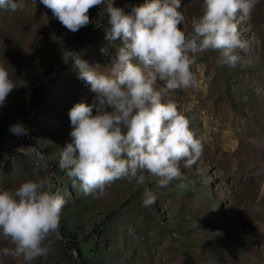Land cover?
<instances>
[{
  "label": "rangeland",
  "instance_id": "rangeland-1",
  "mask_svg": "<svg viewBox=\"0 0 264 264\" xmlns=\"http://www.w3.org/2000/svg\"><path fill=\"white\" fill-rule=\"evenodd\" d=\"M22 2L16 12L0 9V64L25 82L0 106V191L36 179L38 160L66 201L59 235L44 242L49 254L32 264H264V0L245 22L238 15L240 38L248 43L246 51L237 50L240 64L219 65L215 51L189 53L197 87L164 97L203 144L196 164L181 162L180 179L165 187L157 177L143 185L116 180L98 198L83 194L80 182L58 166L61 149L72 141L69 110L96 98L72 57L107 71L123 41L106 39L111 25L106 12L100 18L104 5L91 8L90 23L71 32L40 0ZM145 2L113 0L125 12ZM179 10L185 23L178 27L190 33L203 0H180ZM16 122L28 138L9 132ZM29 147L34 151L26 154ZM146 189L156 197L149 207L143 206ZM3 247L12 245L0 238ZM0 264L25 262L0 255Z\"/></svg>",
  "mask_w": 264,
  "mask_h": 264
},
{
  "label": "clouds",
  "instance_id": "clouds-1",
  "mask_svg": "<svg viewBox=\"0 0 264 264\" xmlns=\"http://www.w3.org/2000/svg\"><path fill=\"white\" fill-rule=\"evenodd\" d=\"M257 2L203 0L202 15L192 18L191 32L186 33L178 27L185 23L180 0H146L130 12L114 6L113 0H40L71 32L90 23L91 8L104 5L100 18L106 12L111 25L106 39L123 41L107 71L89 66L75 54L72 57L78 78L90 85L96 98L92 104L79 102L69 110L72 141L61 149L58 166L80 182L83 194L98 198L116 180L143 185L149 177H157L158 186L165 187L180 179L181 162L184 168L196 164L203 144L190 130L189 119L174 103L163 102L164 97L197 87L190 70L197 53L218 52L221 66L234 68L241 63L237 50L246 51L248 43L240 38L236 21L238 15L241 22L250 19ZM32 3L36 5L37 0ZM24 7L22 0H0V9L5 11ZM158 80L163 82L160 88ZM24 83L0 64V106ZM9 132L17 137L28 135L20 122L11 125ZM23 149L26 154L34 151ZM36 155L43 159L40 153ZM34 164L39 169L36 179L20 183L13 191H0V238L12 245L0 249V255L22 258L25 264L49 254L44 242L59 235L60 213L66 203L53 191L47 165L38 160ZM155 200L146 189L143 206Z\"/></svg>",
  "mask_w": 264,
  "mask_h": 264
},
{
  "label": "built area",
  "instance_id": "built-area-1",
  "mask_svg": "<svg viewBox=\"0 0 264 264\" xmlns=\"http://www.w3.org/2000/svg\"><path fill=\"white\" fill-rule=\"evenodd\" d=\"M16 146L18 148H22V146H24V145H22V139L16 144Z\"/></svg>",
  "mask_w": 264,
  "mask_h": 264
},
{
  "label": "trees",
  "instance_id": "trees-1",
  "mask_svg": "<svg viewBox=\"0 0 264 264\" xmlns=\"http://www.w3.org/2000/svg\"><path fill=\"white\" fill-rule=\"evenodd\" d=\"M69 237H70L71 239H75V237H74V236H71V235H70Z\"/></svg>",
  "mask_w": 264,
  "mask_h": 264
},
{
  "label": "bare ground",
  "instance_id": "bare-ground-1",
  "mask_svg": "<svg viewBox=\"0 0 264 264\" xmlns=\"http://www.w3.org/2000/svg\"><path fill=\"white\" fill-rule=\"evenodd\" d=\"M5 125V124H4ZM29 136L27 135L26 138H28ZM11 144V143H10Z\"/></svg>",
  "mask_w": 264,
  "mask_h": 264
}]
</instances>
